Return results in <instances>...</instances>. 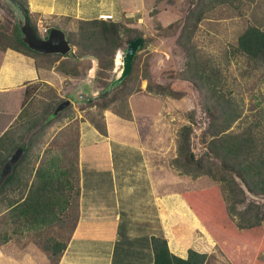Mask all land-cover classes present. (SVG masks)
<instances>
[{
  "label": "rangeland",
  "instance_id": "374dc122",
  "mask_svg": "<svg viewBox=\"0 0 264 264\" xmlns=\"http://www.w3.org/2000/svg\"><path fill=\"white\" fill-rule=\"evenodd\" d=\"M72 1L75 3L76 0ZM105 1L109 5L104 10L112 11L115 14L114 21L124 20L131 26L143 31L144 35L141 38H143V43H145V40L146 43L142 49L138 50L135 56V58H138L136 68L139 74L134 77L133 81L135 85L140 84L141 90L134 91L131 95L126 94V92L118 95L116 100L104 110V114L106 112L115 113L131 120L133 116V109L130 104L131 99L134 102V110L140 113L156 107L155 103L148 101V98L143 96L152 95L157 97L162 100L163 106L166 107L164 111L173 126L166 136L167 143L163 141L170 148V164L174 165L173 161L178 156V132L184 125H192L191 149L195 157L206 156L208 152L207 144L211 140V136L207 133V128L212 116L204 109V95L195 82L191 80L192 74L188 65L190 58L185 48L178 43L188 12L197 5L199 0ZM1 8L4 11L3 15L0 16L4 23L2 24L3 31L12 33L15 24H19L23 13L11 0H2ZM124 10L132 12L129 17L124 16ZM37 17V15H34L36 20L39 18ZM63 22H68L71 26L68 28H76V22L69 19L60 21L53 18L44 19L43 21L38 19L37 28L40 35L45 37L48 35L49 30L44 31V28L48 29L50 26L53 28L56 25L61 28ZM249 24L264 27V0H235L233 4H210L208 12L195 33L194 42L196 50L206 56L215 67L220 68L223 72L227 91L233 96L241 112V117L233 124L230 130L238 131L246 125H252L254 130L262 135L264 134V67L255 69L241 56L233 53V46L236 45L239 35ZM125 45L116 54L115 64L117 61L118 68H116V72L114 71L111 74L109 81H113L116 78L122 67ZM75 49L72 46V50L67 55L73 57ZM91 58L94 57H84L80 61L79 65L82 75L72 77L75 79L73 87L70 86L73 81L65 79V88L61 90L59 96L64 98V91L67 88H74L70 93L71 96H69V99L72 100L71 105L62 110V113L59 112L58 114L61 113V115L57 119L53 120V117H49L33 130L34 132L32 133L36 134L32 139L33 154L31 159L27 162L25 161L26 163L21 168L16 181L14 180L15 182L9 185V188L0 195V243H4L5 238L9 234L11 238L8 242H5L7 250L17 251L23 246H30L32 251L40 252V254L35 256L39 263L34 264H54V260L52 261L48 251L45 250V245L52 239L53 242L54 240L69 241L78 219L79 133L81 132L82 123H89L96 128L93 119L97 120L98 118L100 120V116H96V107L94 105L90 106L87 100L76 99L74 95L85 81L92 90L100 92L106 90L101 85L98 88L97 86L100 84L99 81L101 79L98 78V81L92 76L97 72L98 68L96 72L89 70L93 66V59ZM94 59L97 63V58ZM88 66L89 68L87 69ZM144 74L150 76L154 91L158 90V85H163L166 89L165 93L149 92L147 90L148 79H142ZM58 81L60 82V80ZM53 88L56 90L55 87L44 82L35 84L26 100L24 110L17 114L18 116L11 121V125L14 124L18 127L23 122L29 123L31 117L33 118L36 114L44 117L46 114L45 104L53 102L55 93ZM1 129L0 125V131ZM145 132L147 134L146 129ZM26 139L28 138L26 137ZM23 154L24 151L19 160ZM44 160L49 165L66 167L68 173L65 174V178H71L72 189L62 196L65 197L61 200V204L59 202V205L55 207L56 215L58 216H55L53 222L41 228H36V226L32 227L30 222L13 220L10 211L7 210V201L8 199L19 198L20 190L18 189L24 186V182L27 179H30L24 196L27 194L29 186L36 179V169ZM3 165L0 166V169ZM14 165L10 172L2 177L1 183L12 173ZM33 166L35 171L33 170L31 174ZM172 169L180 174L179 169L174 166ZM184 176L193 178L189 175ZM202 178V180H184L177 190L182 193L185 190L197 189L199 184L204 188L219 185L223 190L228 205L235 203L236 209L240 210L245 209L250 203H256L261 206L260 215L264 218V195H255L249 192L239 178L238 182L247 193L244 202H240L242 196L230 197L229 189L223 181H215L208 176H202ZM179 184L181 183L179 182ZM14 185L17 188L12 187ZM232 205L230 209L233 211ZM210 244V247L204 246V248H201L208 251L207 264H236L225 254L216 241ZM258 259L264 264V252L258 256Z\"/></svg>",
  "mask_w": 264,
  "mask_h": 264
},
{
  "label": "trees",
  "instance_id": "16d2710c",
  "mask_svg": "<svg viewBox=\"0 0 264 264\" xmlns=\"http://www.w3.org/2000/svg\"><path fill=\"white\" fill-rule=\"evenodd\" d=\"M11 1L22 13L28 15L29 21L41 36L37 28L38 19L36 20L30 11L29 0ZM234 1L199 0L197 5L188 12L187 20L183 25L178 43L185 48L190 58L188 65L192 74L191 80L204 95V109L212 116L207 128L211 140L207 144V155L196 158L191 149L192 125L182 126L178 132V156L174 159L173 164L180 170V174L193 178L208 176L215 181H223L229 189L230 197L242 196L240 202H244L247 193L238 182V178L249 192L255 195H264V134L257 133L252 125H246L238 131L230 130L241 117V112L233 96L227 91L223 72L196 50L194 42L195 33L208 12L210 4H233ZM75 22L76 28L74 29L68 28L71 27L68 22L64 25L69 42L76 48L73 57L67 54H43L30 49L20 36V25L16 23L12 33H6L3 31L2 24L4 23L1 19L0 51L10 49L29 55L35 59L37 68H55L57 71L73 77L82 75L79 63L84 57L97 58L98 70L94 78L101 79V81L98 80L100 84L97 87L99 88L101 85L105 90L112 82L109 79L115 68V57L118 50L134 39L143 37L144 33L124 20L94 18L75 19ZM50 29L51 27L48 28V30ZM145 43L142 44L141 49ZM233 53L241 56L255 69L264 67V27L249 24L239 35L236 45L233 46ZM137 59L136 57L131 73L120 85H116L106 95L87 101L90 106L96 107V116H100V120L93 119V123L102 134L107 132L104 110L123 92L131 95L134 91L141 90L140 84L135 85L133 81L134 77L139 74L136 68ZM143 78L148 79L147 90L149 92L165 93L166 89L163 85H158V90L154 91L148 74H144ZM33 86L27 85L23 92L22 90L16 91L13 96L7 98L5 104L3 103L5 109L14 111L16 114L22 112ZM54 91L53 102L45 104L46 114L44 117L36 114L33 118L31 117L29 123L23 122L18 127L14 124L10 125L0 136V166L19 147L24 149V154L14 165L12 173L6 177L4 182L0 183V195L16 181L23 165L31 159L33 154L32 139L36 134L32 133L33 130L43 120L49 117H53L54 120L61 115L62 112L55 115L54 111L65 98L60 97L55 89ZM33 170L35 171L34 166L31 168V174ZM66 173H68L66 167L53 169V165L46 164L45 160L41 162L35 172L36 179L29 186L27 194L24 196L30 179H27L24 186L18 189L20 190L19 198L8 199L7 210L10 211L12 219L30 222L31 226H36V228L53 222L57 214L55 207L61 204V200L65 197L62 196L72 189L71 180L65 178ZM63 178L68 184L66 192H64L66 185L57 183L58 181L62 182ZM12 187L17 188L15 185ZM181 194L213 239L233 262L236 264H263L258 259V256L264 252V218L260 215L261 206L250 203L245 209L237 210L235 203L233 205L231 203L232 211L231 205L227 204L223 190L219 185L185 190ZM10 238L8 234L0 246L6 244L5 242H8ZM65 247L66 242L59 240L53 242V239L45 245V250L48 251L52 261L54 260V264H58ZM153 251L154 264H207L208 259L206 253L193 248L189 249L187 258L177 256L171 252L168 241L163 236L153 237Z\"/></svg>",
  "mask_w": 264,
  "mask_h": 264
},
{
  "label": "crops",
  "instance_id": "0c3cea01",
  "mask_svg": "<svg viewBox=\"0 0 264 264\" xmlns=\"http://www.w3.org/2000/svg\"><path fill=\"white\" fill-rule=\"evenodd\" d=\"M1 1L0 16L4 13ZM29 5L39 21L53 18L75 22V19L98 18L102 13L115 18L112 11L104 10L109 5L105 0H76L75 3L72 0H29ZM130 13L124 10L125 17ZM61 25L65 30L66 22ZM0 54L1 136L18 116L3 106L16 91L23 92L27 85L44 82L55 87L60 95L65 79L73 81L72 87L75 79L55 68H37L35 59L29 55L10 49ZM91 59L93 66L89 70L96 72L98 62ZM117 67L115 64L113 72ZM81 85L86 91L99 92L92 90L86 81ZM73 89L67 88L64 98H69ZM143 97L156 107L137 113L131 99V120L106 112L105 134L89 123L81 124L78 219L58 264H154L155 236L165 237L171 252L182 258L188 257L191 248L207 254L208 251L201 248L215 243L177 190L184 180L203 178H189L172 169L166 136L173 126L164 111L166 107L157 97ZM56 168L58 166H53ZM62 180L57 183L65 184L66 192L68 184L65 178ZM200 185L197 189L204 188ZM6 246H0V264L39 263L35 256L40 252L32 251L30 246L17 251L7 250Z\"/></svg>",
  "mask_w": 264,
  "mask_h": 264
},
{
  "label": "water",
  "instance_id": "95a60500",
  "mask_svg": "<svg viewBox=\"0 0 264 264\" xmlns=\"http://www.w3.org/2000/svg\"><path fill=\"white\" fill-rule=\"evenodd\" d=\"M20 25V36L24 43L32 50L37 51L43 54H61L66 55L72 50V45L68 40L67 33L60 27H53L48 32V35L45 37L39 36L35 26L29 21L28 15L23 13L22 18L19 21ZM143 44V38L138 37L133 41L127 43L124 48V56L122 57V67L118 72L116 78L110 83L109 87L103 92H89L84 90V85H81L80 88L75 92L74 97L79 100H87L90 101L95 99L99 96L106 95L116 85H119L123 82V80L131 73L133 68V63L135 56L138 50L141 48ZM72 103L71 99H65L60 102L54 114H58ZM24 149L19 147L15 152L9 156L6 160L2 168L0 169V183L2 177L9 173L11 168L15 163L18 162L21 154L23 153Z\"/></svg>",
  "mask_w": 264,
  "mask_h": 264
},
{
  "label": "built area",
  "instance_id": "2783aa9c",
  "mask_svg": "<svg viewBox=\"0 0 264 264\" xmlns=\"http://www.w3.org/2000/svg\"><path fill=\"white\" fill-rule=\"evenodd\" d=\"M98 18H99V19H102V20H114L113 15H112V14H109V13H102V14L99 15ZM44 31H47V28L44 29ZM116 64H117V66H118L117 61H116ZM117 68H118V67H117Z\"/></svg>",
  "mask_w": 264,
  "mask_h": 264
},
{
  "label": "flooded vegetation",
  "instance_id": "af4514ba",
  "mask_svg": "<svg viewBox=\"0 0 264 264\" xmlns=\"http://www.w3.org/2000/svg\"><path fill=\"white\" fill-rule=\"evenodd\" d=\"M47 31H48V29H47ZM50 31V30H49Z\"/></svg>",
  "mask_w": 264,
  "mask_h": 264
}]
</instances>
